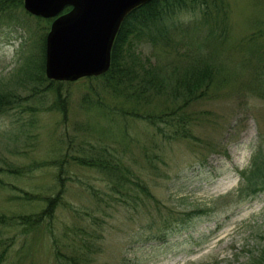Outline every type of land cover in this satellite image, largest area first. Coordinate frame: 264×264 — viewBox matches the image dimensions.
I'll use <instances>...</instances> for the list:
<instances>
[{
  "label": "rangeland",
  "instance_id": "374dc122",
  "mask_svg": "<svg viewBox=\"0 0 264 264\" xmlns=\"http://www.w3.org/2000/svg\"><path fill=\"white\" fill-rule=\"evenodd\" d=\"M221 9L228 33L218 40H208L214 16L205 25L184 14L169 43L133 41L129 62H151L163 78L146 107L115 102L85 78L55 81L56 96L40 69L53 20L24 4L0 13V95L11 103L0 113V215H35L63 195L50 224L26 234L0 227L1 264H65L75 251L89 257L81 264H264V192L241 187L242 171L256 156L264 162V0ZM191 66L213 76L187 106L175 91ZM86 95L122 110H87ZM177 107L192 138L141 118ZM105 149L130 169L125 185L74 160Z\"/></svg>",
  "mask_w": 264,
  "mask_h": 264
},
{
  "label": "trees",
  "instance_id": "16d2710c",
  "mask_svg": "<svg viewBox=\"0 0 264 264\" xmlns=\"http://www.w3.org/2000/svg\"><path fill=\"white\" fill-rule=\"evenodd\" d=\"M223 2L224 0H153L137 8L125 19L121 26L112 50V65L110 71L100 77L85 78L84 80L90 83L100 81L102 91L108 94L115 102L116 99H124L135 104L137 107L151 105L150 100L154 96H159L160 94V92L157 91V89L160 88V80L163 79L160 77L159 71L157 70L160 68L151 62H144L142 58H136L132 60V62H129L128 57H126V51L128 50V53L130 52L133 41L137 39L149 42L155 46L158 43H169L171 41L170 37L173 34L172 29L182 25V21L178 20V18L180 15L184 14L185 16L188 14L197 15L196 18L200 15L207 22L205 25L210 23L209 17L214 16L215 23L208 25L209 29H211L208 33V40H218L226 36L228 33V27L225 23L227 21V16H224V18L223 15L221 16V6ZM23 4V0H0V13L17 9ZM70 9L71 8L67 7L64 12L66 13L70 11ZM191 24H193L194 29L196 28L199 30L200 27H198L199 25L196 21ZM187 33L188 31L186 30V35ZM173 40L176 41L175 37ZM203 40L204 38L202 41ZM251 41L253 42L254 40L251 39ZM45 54L46 38L44 39L43 61L40 68L42 72L45 71ZM203 65H205V63ZM190 69H192L193 73L191 75L186 73L182 79L179 80L177 90L175 91L177 96L186 95L187 99L185 101L187 106L190 104L191 100L193 101L196 99V96L192 95L194 90L196 91L199 90L198 88H202L203 80L207 82L211 76H213L211 75L212 73L208 74V72L211 71L209 67L199 69L198 67L195 68L191 66ZM62 84L63 83L50 81V87L58 97ZM92 89L95 88L93 87ZM203 93L204 91H202L201 94ZM93 98L94 96L86 95L83 99V107L87 110L94 109V112L100 115L105 113L106 116H108L111 111H114L113 109H116V111L122 110L116 106L112 107L107 105L105 96L100 95L95 96V99ZM9 104L11 103L8 97L0 95V113L6 111L5 109ZM149 114L150 112H147L146 115L141 117L146 120L148 124L158 129H160L161 126L173 128L175 136L184 139L192 138L188 129L190 119L183 113V107H177L171 111L165 110L164 113L159 115ZM132 116L137 115L133 114ZM257 155H259V153ZM111 156L113 157V155L109 154L108 150L105 149L100 151L99 154L87 155L82 158L76 157L74 160L79 165L97 168L102 172L109 173L110 177L114 178L116 181V186H123L125 182H127V179H129L127 174L130 172V169L122 167V161L118 158L110 160L109 157ZM261 162L262 161L257 159L256 156L251 169L242 171L241 173L242 180L244 181L241 187L249 191L246 195L248 197H255L261 192H264V162ZM0 172H3V169H0ZM0 184L5 185L2 179H0ZM24 196L25 197H21V199L26 202H32L37 199V197L28 195V193L24 194ZM62 196V193H59L56 197L47 198L46 207L35 215H0V227L4 229L22 228L23 232L26 234L43 227L47 222V224H50L51 222L49 221L54 219L56 208L61 204L60 200ZM88 261L89 257L87 254L75 251V254L71 258H67L65 264H81ZM2 262V256H0V264Z\"/></svg>",
  "mask_w": 264,
  "mask_h": 264
},
{
  "label": "water",
  "instance_id": "95a60500",
  "mask_svg": "<svg viewBox=\"0 0 264 264\" xmlns=\"http://www.w3.org/2000/svg\"><path fill=\"white\" fill-rule=\"evenodd\" d=\"M33 16L55 19L46 40V75L75 82L108 73L125 19L153 0H23ZM72 9L63 13L67 8Z\"/></svg>",
  "mask_w": 264,
  "mask_h": 264
}]
</instances>
